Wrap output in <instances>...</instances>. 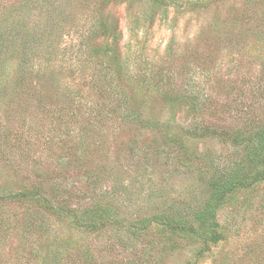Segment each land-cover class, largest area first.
Listing matches in <instances>:
<instances>
[{
    "label": "rangeland",
    "instance_id": "rangeland-1",
    "mask_svg": "<svg viewBox=\"0 0 264 264\" xmlns=\"http://www.w3.org/2000/svg\"><path fill=\"white\" fill-rule=\"evenodd\" d=\"M11 2L2 24L24 29L0 53V264H264L245 124L264 121L249 56L264 53V0ZM226 166L245 187L216 206L225 235L209 252L200 228L153 225L186 206L197 227Z\"/></svg>",
    "mask_w": 264,
    "mask_h": 264
},
{
    "label": "trees",
    "instance_id": "trees-1",
    "mask_svg": "<svg viewBox=\"0 0 264 264\" xmlns=\"http://www.w3.org/2000/svg\"><path fill=\"white\" fill-rule=\"evenodd\" d=\"M14 4L15 2L5 4V6L0 8V13L10 7L15 8L16 5ZM10 13H11V16H13L14 14L17 13V9H13ZM10 13H6L5 17H8ZM256 16H260V19L256 23L257 26H255L254 30H259L260 32H264V10H262L261 13L258 12ZM16 18L17 16L12 18V20L16 21ZM39 18H43V15L41 13H39ZM15 21H12L11 25H6V24H2L3 21L0 19V53H2L3 51L9 50L10 46L12 45L11 43L15 41V38H17V36L24 29V28L17 29L15 26L21 24V21H18L17 23H15ZM6 23H9V22H6ZM36 25H37V28L34 29L33 31L34 34L33 33L31 34V37L33 39H36L38 36L44 34V30L41 28L42 27L41 23H37ZM29 35H30V31H29ZM249 56H251V59L253 61L259 62V66H260L259 68L262 69L261 78L258 79V82H257L258 85H256L255 87L256 90H255L254 96L259 99L262 98V100L264 101V53H259L256 55L251 54ZM229 110H232V109L230 108ZM236 111L237 112L232 111L233 112L232 114L235 117V119H238V115L240 113L242 114V116L248 115V113H245V112H238L239 109H236ZM261 123H264V121L261 120L260 123L250 121V120L245 121L246 125L251 124L252 129L250 130V133H254V134H249V135L254 136L256 139L255 145L257 148L255 150L256 152H258V154H260L258 156L260 157V162L263 164V167H264V126H262ZM234 136L235 138H237V141L239 140L247 141L246 136L242 135L241 130H238L237 135H234ZM240 137H243V138L240 139ZM234 167L240 168L242 166L235 162V165L233 166V168ZM225 169H227V166L223 170H220L218 175L214 176L213 174L211 177H209L210 181H209L208 186L209 187L213 186L214 190L211 193V195L207 199H205V201L199 204L202 207L198 209V213H199L198 215H201L202 217L199 220L200 223L197 225V227H195L193 223L190 224V222L187 221L185 213L183 212L186 209V206L179 207V211H180L179 215L170 216L167 214H164V215L160 214L158 217H156L158 223L153 224V225H155L157 228H159L163 232H168V233L176 234V235L178 234L197 235L198 234L197 229L200 228L202 229L201 230L202 236L205 237V238H202V241L205 242L207 245H204L200 249L199 253L204 254L206 251L209 252L211 243L212 244L220 243L222 239H224V235H225L223 234L222 228L216 221V206L220 205V202L225 200V197H227L228 195H231L235 191L236 188L242 189L245 187L244 185L245 181L243 182V181L232 180L233 178H230L231 175H228V173L224 171ZM258 179L259 181L264 179V168L262 169L261 173L260 174L258 173L257 175H255V177H253V180L251 179V181H258ZM202 180H204L203 177H201V181ZM198 181H200V179H198ZM16 197H21V194L20 193L17 194ZM211 200L214 201L213 206H212ZM193 206H196V205H193ZM171 207L173 208V205ZM106 219H107V216L105 217V220ZM104 222H103V225H104ZM149 225H151L150 222H148V226ZM150 243H153V241H150ZM253 253L254 255H259V253L256 251ZM252 258L253 257L251 256L249 260L251 264H254V262L252 261ZM239 264H250V263H247V261L244 260L242 263H239Z\"/></svg>",
    "mask_w": 264,
    "mask_h": 264
}]
</instances>
